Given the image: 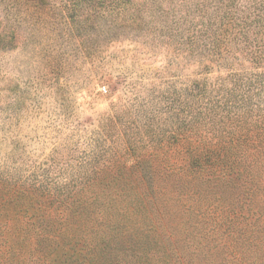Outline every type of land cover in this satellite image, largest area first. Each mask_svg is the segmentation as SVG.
I'll list each match as a JSON object with an SVG mask.
<instances>
[{"label":"rangeland","instance_id":"rangeland-1","mask_svg":"<svg viewBox=\"0 0 264 264\" xmlns=\"http://www.w3.org/2000/svg\"><path fill=\"white\" fill-rule=\"evenodd\" d=\"M0 264H264V0H0Z\"/></svg>","mask_w":264,"mask_h":264},{"label":"trees","instance_id":"trees-1","mask_svg":"<svg viewBox=\"0 0 264 264\" xmlns=\"http://www.w3.org/2000/svg\"><path fill=\"white\" fill-rule=\"evenodd\" d=\"M126 1H128V0H112V2L115 4H118L120 2L125 3ZM20 240H22V239H20L19 237H7L6 238L0 234V245H1V243H3V242L7 243L8 241L12 242L11 245L13 247H22V246L27 244V243H23L22 241L20 242Z\"/></svg>","mask_w":264,"mask_h":264}]
</instances>
